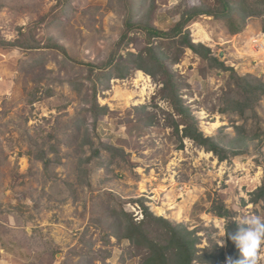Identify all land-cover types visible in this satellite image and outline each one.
<instances>
[{
    "label": "rangeland",
    "instance_id": "374dc122",
    "mask_svg": "<svg viewBox=\"0 0 264 264\" xmlns=\"http://www.w3.org/2000/svg\"><path fill=\"white\" fill-rule=\"evenodd\" d=\"M59 1L0 0V39L17 41L22 30L42 47L51 38L66 51L46 50L44 63L51 77L35 93L30 81L40 71L26 75L22 66L41 54L0 48V264H140L142 252L112 237L114 218L105 208L122 206L139 222L143 214L136 201L154 216L194 232L200 237L198 250L210 247V239L224 250L228 221L239 224L249 214L263 217L261 205L251 204L250 198L264 178V135L255 137L252 128L264 131V97L244 102L243 94H236L223 103L225 91L234 87L233 74L252 75L264 83V68L252 61L254 50L264 44L263 18H249L236 34L218 29L207 16L187 27L192 43L207 47L228 68L224 72L214 69L208 74L191 51L167 40L155 42L175 76L179 98L203 135L224 147L245 137L243 148H233L239 154L219 161L183 138V125L181 141L174 135L172 121L179 116L156 79L145 73L139 79L129 70L124 80L111 71L101 80L97 67L128 29L130 0H68L62 7ZM213 1L144 0L141 7L137 0L134 7L148 14L154 27L168 30L185 7ZM54 14L61 18L48 27ZM198 31L208 37L201 41L195 36ZM146 37L132 30L120 56L142 51ZM93 89L100 110L96 127L91 117ZM236 98L247 103L246 125L238 112L221 113ZM253 110L258 121L250 116ZM236 127L243 128V134ZM86 136L121 149L120 166L97 165L99 158L84 162L89 151L80 146ZM40 151L46 152L45 164L37 161ZM85 172H90L89 187ZM217 207L229 217L215 216ZM259 264H264V250Z\"/></svg>",
    "mask_w": 264,
    "mask_h": 264
},
{
    "label": "trees",
    "instance_id": "16d2710c",
    "mask_svg": "<svg viewBox=\"0 0 264 264\" xmlns=\"http://www.w3.org/2000/svg\"><path fill=\"white\" fill-rule=\"evenodd\" d=\"M141 7L144 5V0ZM59 7L64 6L68 0H60ZM137 0L129 1L128 11V29L123 33L119 42L117 43L113 52L109 55L108 60L99 67L101 70V80H105L108 72L117 74L116 78L124 80L129 70L140 71L145 73L149 77L156 79L162 84L160 90L162 96L169 100L170 106L173 111L179 116V121L173 119L174 135L179 138V126L183 125L181 129V136L193 141L198 147H202L205 151L211 152L215 155L219 161H224L231 156H236L239 151H235L233 148H243L245 143V137L238 140H233L230 146H222L216 138L205 137L203 133L197 127V121L190 114V111L184 106L183 102L178 96V84L175 80V76L167 63L163 59V54H160L158 48L155 46L157 41H168L173 44L175 48L181 51L187 49L192 52L194 56L200 59L206 65L207 73H211L214 69L220 72L228 71V68L219 61L218 58L211 55L210 50L201 44H194L191 41L187 27L193 22H196L201 16L211 17L214 22L218 24V29L223 30L229 34H236L243 29L245 22L252 17L263 18L261 31L264 33V0H214L213 4L209 6L201 5L200 7H185L179 13V20L176 21L168 30H159L154 27L151 20L148 19V14L141 13L134 7ZM140 7V8H141ZM139 8V9H140ZM1 9V6H0ZM48 27L56 26L57 21L60 20V16L53 15L51 17ZM135 21V22H133ZM61 25V24H60ZM64 26V24L62 25ZM137 29L145 32L146 45L145 48L138 53H126L125 57L120 56L121 49L128 46L129 34L132 30ZM31 32V31H30ZM20 39L14 42H7L0 39V48H18L29 52L37 51L41 56L31 58V61L24 62L22 66V72L26 75V72L34 73L38 72L31 79L30 83L33 85V90L38 93V87L41 82L50 79L51 71L45 68L44 58L46 56V50L58 48L63 53H66L63 46L50 42L46 46H41L36 41L29 39L26 31H20ZM127 41V42H126ZM124 44V47L121 46ZM162 44V43H160ZM38 55V54H37ZM232 80L234 87L225 91L223 97L225 102H228V98H235L236 94H243L244 102L254 100L257 101L259 97H264V83L248 75L245 77L236 76L233 74ZM70 84H73L70 82ZM96 89V88H95ZM93 89L91 96V117L94 127L98 125V111L99 107L96 100V90ZM227 93H231L227 95ZM33 98L29 101L31 104L35 102ZM231 105L225 104L221 113L227 111L231 113H240L243 115V121L246 125L247 117H245L247 109L245 110L247 103H241L237 100H232ZM238 110V111H237ZM251 118L258 121L259 119L254 115L255 111H250ZM245 117V118H244ZM255 132V137H260V134L264 135V131L258 126L252 127ZM238 133L243 134L244 129L236 127ZM74 132V131H73ZM77 132V131H76ZM75 132V133H76ZM69 138V137H68ZM74 138V137H73ZM85 138V137H84ZM99 140V137H98ZM84 146L88 147L89 156L83 161L91 163L93 159L99 158L97 165H106L110 167H119L121 159V149L113 147L110 144L101 142L94 143L91 136H86L80 149ZM182 146V145H181ZM232 148V150H231ZM42 163H46V152L40 151V157L37 159ZM98 170V169H97ZM86 186H90V172H85ZM142 208L143 220L134 221L131 214L124 211L119 207V210L115 207L107 205L106 212L109 216H113L114 221L112 225V237L118 241H126L129 244V249L142 252L140 264H219L226 258L231 257L233 260L239 259V250L235 244L230 241L225 234V249H217L215 243L212 240H208L211 244L210 247L203 250H198L199 238L194 232L187 230L185 226L171 222L161 217L154 216L148 209L140 203ZM250 203L253 205H261V209L264 217V178L259 188L255 190L250 198ZM215 216L229 217L228 212L223 210V207H217L216 211H213ZM239 226L237 221L231 219L225 227L226 232H233ZM91 264V263H88Z\"/></svg>",
    "mask_w": 264,
    "mask_h": 264
},
{
    "label": "clouds",
    "instance_id": "9594fccd",
    "mask_svg": "<svg viewBox=\"0 0 264 264\" xmlns=\"http://www.w3.org/2000/svg\"><path fill=\"white\" fill-rule=\"evenodd\" d=\"M227 237L239 250V259L226 257V264H259L261 251L264 250V217L249 214L240 219L239 226L233 232H226ZM217 243L221 247L224 242Z\"/></svg>",
    "mask_w": 264,
    "mask_h": 264
},
{
    "label": "built area",
    "instance_id": "2783aa9c",
    "mask_svg": "<svg viewBox=\"0 0 264 264\" xmlns=\"http://www.w3.org/2000/svg\"><path fill=\"white\" fill-rule=\"evenodd\" d=\"M264 44H260L259 46H257V49L254 50V52L257 54L255 58L252 59V61L254 63H257V66H260L261 68H264V62L260 61V57L263 55L262 53L259 52H263L264 50ZM264 53V52H263ZM259 54V55H258Z\"/></svg>",
    "mask_w": 264,
    "mask_h": 264
},
{
    "label": "bare ground",
    "instance_id": "6f19581e",
    "mask_svg": "<svg viewBox=\"0 0 264 264\" xmlns=\"http://www.w3.org/2000/svg\"><path fill=\"white\" fill-rule=\"evenodd\" d=\"M196 25H198V24H196ZM199 32V31H198ZM201 32V31H200ZM200 32L198 33V34H196L195 36L197 37H199L200 39H201V41L203 40V39H206L208 36L205 34V33H202L201 35H200ZM198 38V39H199ZM208 40V39H207ZM223 56V55H222ZM145 74L144 73H142V72H140V71H137V77L139 78V79H144L143 77H145L144 76ZM217 123H213L212 124V126L213 127H217ZM157 211H158V213H161V209L160 208H157L156 209ZM58 257H60L59 255H58Z\"/></svg>",
    "mask_w": 264,
    "mask_h": 264
}]
</instances>
